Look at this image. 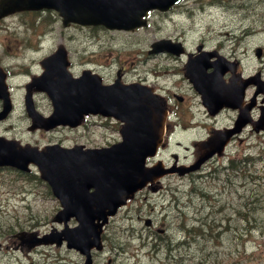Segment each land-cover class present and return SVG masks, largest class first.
Here are the masks:
<instances>
[{"label":"rangeland","instance_id":"obj_1","mask_svg":"<svg viewBox=\"0 0 264 264\" xmlns=\"http://www.w3.org/2000/svg\"><path fill=\"white\" fill-rule=\"evenodd\" d=\"M184 2L171 14L153 13L146 27L131 32L77 24L64 27L52 12L42 13L46 18L43 22H33L37 16L33 14L10 15L0 20V64L9 73V87L23 99V88L29 77L15 76V73L37 72L39 60L53 52L59 43L67 46L76 63L75 72L89 62V67L101 72L109 80L115 76L118 67L124 66L126 79H146L160 87H176L183 99L178 101L175 98V114L178 118L175 115L172 117L170 124L173 126L168 129L160 153L166 161H172V153L177 152L183 158L182 162L190 163L199 155L193 146L194 141L204 138L215 122L205 115L198 103L196 91L184 79L175 76L174 72L180 69L179 61L167 54H149L151 44L167 37L186 39L190 47L197 42H207L211 46L221 43L223 49L233 55V43L231 40L227 42L226 38L235 31L243 38L244 48L234 47V51L244 63L245 71H254L260 66L264 68V57H257L255 53L258 45L264 47V0ZM247 25H260L263 31L245 32L241 28ZM11 73L14 75L11 76ZM19 97L13 116L0 126L2 133L37 144L56 137V141L62 144H65L63 141L68 145L78 142L86 146L106 145L120 137L119 124L101 117L89 118L88 124L78 130L61 129L55 136L44 132L30 133L26 127L28 121L24 116V105ZM38 99L42 111H48L45 109L49 104L46 94H40ZM231 118L230 113L225 114L217 122L226 124ZM259 138L264 141L261 135L245 132V154L255 156L263 149L264 145L258 144ZM217 165L218 159L214 158L200 172L184 177L175 175L163 181L165 188L160 193L151 190L138 193L137 203L134 201L109 223L106 255H95L97 262L171 264L164 248L157 255L158 249L152 253L153 245L143 248V241L135 237L140 231L143 234L149 231L153 233L151 228L144 229V223L138 220L140 216H150L155 229L162 222L168 226L167 232L157 231V238L165 241L169 238L170 245L174 247L173 252L182 256L180 259L183 264H264V158L256 166L250 165L247 171L259 176L258 184L254 183L250 175H245L248 183L244 186L224 183L226 192L220 191V174L213 170ZM6 170L0 169V243L3 244L0 264H80L82 256L65 246H40L28 250L26 246L20 245L15 233L22 228L44 229L50 224L51 227H62L51 221L58 201L52 197L35 199L36 185L26 179L23 185L35 187L34 193L29 194L31 200H20L15 193H20L24 187L20 189L23 177ZM30 178L34 179V176ZM9 191H14V194ZM24 204L29 209L24 208ZM181 221L188 228L196 226L200 231H179L178 222ZM70 224H74V221ZM180 240L183 243L178 242ZM150 241H153L152 237Z\"/></svg>","mask_w":264,"mask_h":264},{"label":"water","instance_id":"obj_2","mask_svg":"<svg viewBox=\"0 0 264 264\" xmlns=\"http://www.w3.org/2000/svg\"><path fill=\"white\" fill-rule=\"evenodd\" d=\"M172 1L1 0L0 14L16 9L47 7L59 10L65 24L76 21L103 24L110 28H134L145 23L141 17L147 8L155 5L165 7ZM67 64L65 60L57 62L55 68L46 64L47 71L42 83L37 84L49 94L54 110L50 116L44 117L36 112L32 103L27 104L34 122L46 128L60 123L74 126L81 123L87 113L112 114L124 121L121 128L123 139L101 148L83 149L76 146L63 149L59 145H52L36 150L22 146L16 140L0 138V163L13 164L23 169H27L30 161L38 164L42 177L51 183L55 194L61 199L63 208L57 218L67 221L75 215L79 220L77 226L70 228L66 225L62 231L68 246H74L85 253L87 259L84 264H91L89 250L93 245L101 248L100 232L108 215L114 214L118 206L159 173L156 166L147 167L145 162L148 155L155 154L162 140L165 108L143 86H105L101 83V77L89 70L73 78L67 70ZM204 82L213 87L212 83ZM219 84L220 81L215 82L214 87ZM5 87L4 77L1 76L0 88ZM237 93L236 87L221 95L209 93V103L205 104L211 107L212 113L218 110V102L220 106H236L233 97ZM8 109L9 105L6 104L0 118L7 114ZM244 118L246 124L249 120L248 111H245V116L241 112L239 121L244 122ZM232 132V129L215 131L205 142L207 151L186 170L198 168L219 150ZM91 187L94 190L90 191Z\"/></svg>","mask_w":264,"mask_h":264},{"label":"flooded vegetation","instance_id":"obj_3","mask_svg":"<svg viewBox=\"0 0 264 264\" xmlns=\"http://www.w3.org/2000/svg\"><path fill=\"white\" fill-rule=\"evenodd\" d=\"M241 36L242 35H240V33H238V32H235V33H233V35H231V41H232V43H233V46L234 47H237V43H238V41L241 39ZM204 44H205V46L206 47H208V48H216V50L217 51H221L222 53H224L230 60H232L233 62H235V66H234V72H231L230 71V69L229 70H227L226 71V73H225V75H224V79H225V81H228L230 78H231V76L233 75V73L234 74H237V75H240L241 77H242V79L241 80H244V78H245V65H244V63H242L241 62V60L237 57V55H236V53H235V51H234V47H233V55H230L229 53H227L224 49H223V45L221 44V43H218L216 46H211V45H209L207 42H204ZM241 48H244V44L242 45V47ZM194 49L195 48H188V50H192L193 52H194ZM263 54H264V49H263ZM262 54V55H263ZM175 58L176 59H178L179 60V62H180V64L183 66L184 65V62H185V60H186V56L185 55H181V56H175ZM72 64L74 65V62H72ZM259 71H260V73L262 74V75H264V71L263 70H260V69H258ZM253 91H254V88H252V87H249L248 89H247V100L250 98V96L252 95V93H253ZM176 94H177V92H173V95L174 96H176ZM39 95H40V93H33V99H34V101H35V104L37 105V106H40V102H39V99H38V97H39ZM17 97H19V96H17L16 95V98ZM13 98H14V101H15V103L17 102V100H16V98H15V94L13 93ZM19 99L22 101V102H24V93H23V99H21L20 97H19ZM247 100H246V102H247ZM245 105V99H244V101H243V104H242V106H244ZM1 106V105H0ZM42 109V108H41ZM262 110H264V92H262V93H259L258 95H257V98H256V104L254 105V107H253V109H252V112H253V114L255 115V116H257L259 113H260V111H262ZM45 112H47V111H45ZM205 112H206V114L208 115V116H211V115H209V113H207V111H206V109H205ZM231 114V120H230V122L229 123H226V124H221V122H217L216 123V126H230V125H233V123H235V120H236V117L238 116V113H239V109H237V108H229V107H225V108H223L222 110H220V112L216 115V116H212V117H214L216 120H218L220 117H222L223 115H225V114ZM24 116H25V118H26V120L28 121V123H29V117H28V115H27V113L24 111ZM28 126V125H27ZM248 128V127H247ZM247 128H245V126H242V128H241V130H239V132H237L234 136H233V138H232V140H231V142L228 144V146H227V148H226V150L224 151V152H222V154H220V155H218V156H216L217 157V159H218V161H222V160H224V159H226V160H228L229 161V163L231 164V165H234V164H236V163H238V162H240V161H242V162H244L245 163V130L247 129ZM57 129H60V127L59 128H57ZM57 129H55V130H57ZM249 129L251 130V128L249 127ZM55 130H53V131H55ZM34 132H46L45 130H43V129H38V130H36V131H34ZM47 133H49V132H47ZM259 133H263L264 134V127L262 128V130L259 132ZM20 138V137H19ZM21 139V138H20ZM22 141H27V140H24V139H21ZM230 145H232L233 146V148L231 149V147H230ZM220 165H222V163H220ZM219 165V166H220ZM38 181L39 182H41L42 180H40V179H38ZM160 181V180H159ZM158 181V182H159ZM156 183L155 184V188H159L160 187V184L159 183ZM169 226H171V224H169ZM162 228H164L165 230L168 228V226H165V223L164 222H162L161 224H160V226L159 227H157V229L156 230H161ZM21 244V243H20ZM22 245V244H21Z\"/></svg>","mask_w":264,"mask_h":264},{"label":"trees","instance_id":"obj_4","mask_svg":"<svg viewBox=\"0 0 264 264\" xmlns=\"http://www.w3.org/2000/svg\"><path fill=\"white\" fill-rule=\"evenodd\" d=\"M238 171H240V170H238ZM240 172H241V171H240ZM192 230L200 231V229H199L198 227H193ZM176 238H177V237H176ZM178 242L183 243L182 240H180V241H178ZM161 246H162V248H166V249L172 250V249L169 247L167 241H163V242H158V243H157V247H158V250H159V251H160V249H161ZM174 264H182V263H181V261H177V260H176V261L174 262Z\"/></svg>","mask_w":264,"mask_h":264}]
</instances>
